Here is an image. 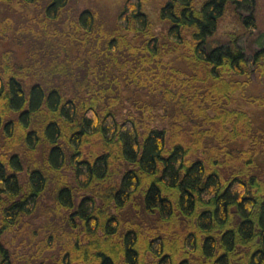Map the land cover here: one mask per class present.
<instances>
[{
	"label": "trees",
	"instance_id": "obj_1",
	"mask_svg": "<svg viewBox=\"0 0 264 264\" xmlns=\"http://www.w3.org/2000/svg\"><path fill=\"white\" fill-rule=\"evenodd\" d=\"M148 3L0 0V264H264L257 0Z\"/></svg>",
	"mask_w": 264,
	"mask_h": 264
},
{
	"label": "rangeland",
	"instance_id": "obj_2",
	"mask_svg": "<svg viewBox=\"0 0 264 264\" xmlns=\"http://www.w3.org/2000/svg\"><path fill=\"white\" fill-rule=\"evenodd\" d=\"M125 0H71L70 9L73 13H78L86 8L97 9L101 20L111 27L115 23L116 16L123 5ZM166 0H149L147 10L150 12L153 18L157 17V10L159 6ZM37 13L30 9V14L23 18L20 17V12L18 8L13 7L8 8V6L0 5V18L10 19V21L16 26L19 23L27 22V19L32 15ZM256 22L257 29L250 33L249 36H244L241 39L240 44L249 48V51L258 49L264 43V0H257L256 5ZM24 24V23H23ZM237 26L236 22L231 17H225L219 26L217 35L214 39L210 40L211 44L218 45L225 41L228 32H231L234 27ZM257 83L252 92L258 93L264 97V76L257 77Z\"/></svg>",
	"mask_w": 264,
	"mask_h": 264
}]
</instances>
